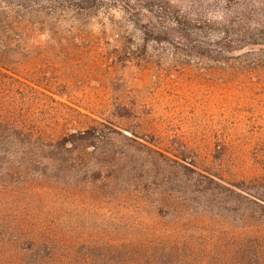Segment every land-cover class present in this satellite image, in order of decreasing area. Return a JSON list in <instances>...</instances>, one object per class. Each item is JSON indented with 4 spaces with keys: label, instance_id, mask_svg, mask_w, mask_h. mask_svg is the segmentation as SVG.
<instances>
[{
    "label": "rangeland",
    "instance_id": "obj_1",
    "mask_svg": "<svg viewBox=\"0 0 264 264\" xmlns=\"http://www.w3.org/2000/svg\"><path fill=\"white\" fill-rule=\"evenodd\" d=\"M254 34L264 0H0V264H147L161 237L183 264H230L264 212L190 179L264 180ZM89 125L91 154L51 145Z\"/></svg>",
    "mask_w": 264,
    "mask_h": 264
},
{
    "label": "trees",
    "instance_id": "obj_2",
    "mask_svg": "<svg viewBox=\"0 0 264 264\" xmlns=\"http://www.w3.org/2000/svg\"><path fill=\"white\" fill-rule=\"evenodd\" d=\"M175 24L177 26L180 24V20H175ZM258 35L254 34L252 37V41H250L251 47L255 48V50H260L264 48V43H260ZM185 39L188 41H192V38L189 35H185ZM252 48V49H253ZM8 124L7 117L0 118V159H9L11 156L9 145H11V139L15 138L12 133H9V128L5 125ZM18 135V133H14ZM100 135V127L96 125H89L84 130H78L71 133H67L62 135L59 139L53 142L51 145L56 150L63 149H72L75 151L82 152L83 154H91L93 151L98 149V143ZM21 135H19L20 137ZM70 147V148H68ZM195 173V172H194ZM196 174V173H195ZM198 176H192L193 179H190L191 183H195L196 186H201V189H198L197 192H202L206 194H212L219 192L218 190L224 189L228 190L231 193H234L238 197H242L246 199L249 203H251V211L256 212L257 209L255 207L259 206L262 208L264 212V192L261 190L262 186L264 187V180H260L259 177H254L250 179L248 182L242 181L236 186V189H231L226 185L219 182L217 179L207 176L202 173H198ZM247 183V184H246ZM241 184V185H240ZM263 192V193H262ZM262 222L260 225H252L250 229L239 228L236 235L235 249L232 250L231 258L232 262L230 264H264V213L262 214ZM173 241L167 240V238L163 239L157 238L155 242H150L148 244L153 245V249L158 252L157 258H150L147 264H183L178 255L179 250L175 249V246L172 245ZM3 245L0 244V255ZM32 250V249H30ZM25 251V250H24ZM41 247L39 246L37 250H35L33 255L41 254ZM108 251L112 252H122V247L119 245H109ZM124 251V250H123ZM31 252L32 251H26ZM178 256H175V255ZM41 262V263H40ZM150 262V263H149ZM142 260L139 258H133L130 260H122L115 259L112 256H109L107 260L103 264H141ZM204 263V261H203ZM23 264H26L23 262ZM32 264H48L45 261L38 260ZM52 264H74L68 261H62L59 259H55ZM94 264V263H93ZM98 264V263H96ZM101 264V263H100ZM202 264V263H200Z\"/></svg>",
    "mask_w": 264,
    "mask_h": 264
}]
</instances>
